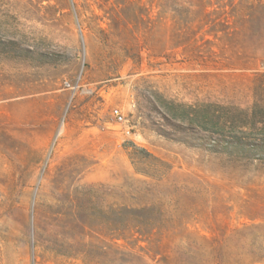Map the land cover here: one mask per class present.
I'll list each match as a JSON object with an SVG mask.
<instances>
[{
	"label": "rangeland",
	"instance_id": "374dc122",
	"mask_svg": "<svg viewBox=\"0 0 264 264\" xmlns=\"http://www.w3.org/2000/svg\"><path fill=\"white\" fill-rule=\"evenodd\" d=\"M263 129L264 0H0V264H264Z\"/></svg>",
	"mask_w": 264,
	"mask_h": 264
},
{
	"label": "trees",
	"instance_id": "16d2710c",
	"mask_svg": "<svg viewBox=\"0 0 264 264\" xmlns=\"http://www.w3.org/2000/svg\"><path fill=\"white\" fill-rule=\"evenodd\" d=\"M255 139L257 141H253L249 144L248 148H246V145L239 139L235 142V148H239L241 152L247 150L256 158L264 160V129L259 136H255ZM106 223L112 230L121 233L133 229L139 232H145L151 230V228L155 226L156 217L151 210L145 207L137 208L124 205L119 207L110 206L106 212Z\"/></svg>",
	"mask_w": 264,
	"mask_h": 264
},
{
	"label": "built area",
	"instance_id": "2783aa9c",
	"mask_svg": "<svg viewBox=\"0 0 264 264\" xmlns=\"http://www.w3.org/2000/svg\"><path fill=\"white\" fill-rule=\"evenodd\" d=\"M114 117H116L118 120H122V115L119 113L118 110L113 111Z\"/></svg>",
	"mask_w": 264,
	"mask_h": 264
}]
</instances>
